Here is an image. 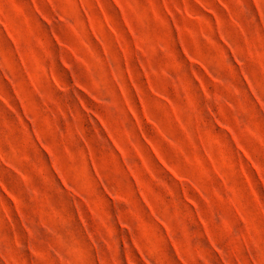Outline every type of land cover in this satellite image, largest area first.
I'll return each mask as SVG.
<instances>
[{
	"label": "rangeland",
	"instance_id": "rangeland-1",
	"mask_svg": "<svg viewBox=\"0 0 264 264\" xmlns=\"http://www.w3.org/2000/svg\"><path fill=\"white\" fill-rule=\"evenodd\" d=\"M0 264H264V0H0Z\"/></svg>",
	"mask_w": 264,
	"mask_h": 264
}]
</instances>
